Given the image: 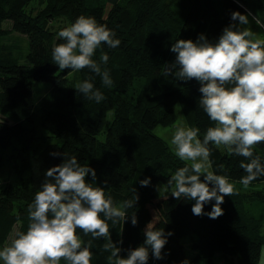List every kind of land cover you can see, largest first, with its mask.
Listing matches in <instances>:
<instances>
[{"label":"trees","instance_id":"obj_1","mask_svg":"<svg viewBox=\"0 0 264 264\" xmlns=\"http://www.w3.org/2000/svg\"><path fill=\"white\" fill-rule=\"evenodd\" d=\"M38 1V6H34L31 0H0V38L15 32L27 40L23 61L3 55L0 43V165L3 151L11 145L9 158L14 161L18 177L17 183L0 186V244L8 226L17 222V215L22 221L19 231H26L27 206L44 179V172L63 159L49 153L64 151L76 155L81 164L89 163L97 172L98 183L107 180L117 202L130 199L133 187L138 190V208L128 210L129 214L137 212L138 225L133 227L128 220L113 227L109 222L114 242L122 235L125 249L142 243V230L154 215L158 228L174 231L165 247V252L170 250L171 254L165 260L150 257L148 264H173L185 258L191 264H258L264 244V217L252 214L246 203L251 194L264 202V189L240 190L239 195L225 197L222 205L225 214L218 219L194 216L191 201H177L171 196L166 199V192L156 191L157 183L165 186L167 178L183 162L152 130L157 124L175 122L177 102L185 110L190 125L201 129V137L211 125L198 108L199 85L195 81L177 82L163 75L164 64L174 59L169 50L171 43L179 38L195 40L200 33L215 39L230 22L232 11H251L264 21V3L261 0ZM80 15L94 16L98 23L114 29L121 40L116 49L102 46L110 57L106 67L114 83L111 89L102 88L100 78L96 77V87H101L106 96L99 104L84 100L74 89L78 81L90 75L87 68L75 73L58 71L51 59L52 46L60 42L57 33ZM5 20L10 21V27H3ZM99 55L98 49L95 58ZM34 81L48 82L53 87L37 116ZM36 121L42 134L33 140ZM255 151L264 160V144ZM211 159L214 169L223 164L233 180L245 175L239 168L242 157L229 156L219 148L213 150ZM147 177L152 178L151 185L141 187L139 180ZM255 183L264 185V177L252 182ZM210 210L211 205H206L205 211ZM99 243L103 240L94 242L91 264H108L109 253H102Z\"/></svg>","mask_w":264,"mask_h":264},{"label":"clouds","instance_id":"obj_2","mask_svg":"<svg viewBox=\"0 0 264 264\" xmlns=\"http://www.w3.org/2000/svg\"><path fill=\"white\" fill-rule=\"evenodd\" d=\"M251 22L264 30V21L251 11H232L230 22L215 39L200 33L195 40L179 38L171 43L174 59L164 64V76L199 85L198 108L211 122L201 137L199 127L178 121L168 141L172 154L183 165L167 178L165 198L191 201V213L196 217L218 219L225 214V197L239 195L237 185L247 190L253 181L264 177V160L255 151L264 144V32L254 31ZM57 37L60 42L52 46L51 59L58 71L75 73L87 68L90 75L74 89L84 100L104 101L101 87L111 89L114 82L106 67L110 57L102 46L119 47L116 31L98 23L94 16L80 15L59 30ZM96 77L101 87H96ZM221 146L229 156L243 158L239 168L245 175L238 180L231 179L223 164L213 168V150ZM49 155L63 159L44 172L27 206L26 231H16L10 241L0 245L2 264H61L62 260L64 264H91L94 242L101 240L97 246L102 253H109L108 264H148L150 257L165 260L171 254L165 247L174 231L158 228L155 215L142 230L144 239L139 245L123 248L122 233L113 241L109 222L113 227L128 220L133 227L138 225L137 212H128L138 208L140 197L135 187L130 199L117 202L108 181L98 183L97 172L89 163L81 164L76 155L64 151ZM151 180L147 177L139 184L148 187ZM156 190L160 191L159 185ZM206 205H211L210 211H205ZM21 222L17 215V223ZM173 264L191 262L185 258ZM259 264H264V245Z\"/></svg>","mask_w":264,"mask_h":264},{"label":"rangeland","instance_id":"obj_3","mask_svg":"<svg viewBox=\"0 0 264 264\" xmlns=\"http://www.w3.org/2000/svg\"><path fill=\"white\" fill-rule=\"evenodd\" d=\"M30 4L34 6H38L39 1L31 0ZM28 9H30V7ZM250 21H251V17H250ZM3 27H10V21L5 20L3 22ZM251 27L256 32H264V30L258 28L254 22H251ZM262 38H264V33H262ZM0 40H1L0 43L3 46V55L7 57H11V56L17 57L20 61L24 60L23 57H24V51L27 46V40L23 35L12 32L10 35L0 38ZM52 92H53V87L48 82H44V81L33 82V96L35 101L36 116L40 113L41 105H43V103L50 97ZM174 108L176 112L175 122L172 124H157L152 130L156 135L162 137L165 140L168 147H169L168 141L171 138V132L176 122L182 120L187 125L192 126L189 123L185 110L182 108L179 102L175 104ZM110 116H111V111L108 114L109 118ZM35 127L36 128L34 131L36 136L33 137V140L39 138V136L42 134L40 128L37 127V121ZM11 147L12 146L10 145L7 149L3 151L4 152L3 163L0 165V181H2V183H0V186L6 184H12V183L14 184L18 182V177L14 170V161L11 158H9L10 152L13 151ZM9 148L10 150H8ZM220 149L226 150L223 148V146H221ZM158 185L160 186L159 192H165V186L161 182L157 183V186ZM237 187L240 188L242 186L237 185ZM252 189L255 190L264 189V185L260 183L251 184L247 190L241 188V191L250 192ZM247 199L248 201L246 205L247 208H249V211L254 215L264 217V202L258 200L255 197H252V194L248 196ZM20 226L21 224L20 223L18 224L17 222L13 223L10 227L8 226V228L6 229L4 240L0 245H3L5 241H10L14 237L15 232L19 231ZM0 264H2V262H0Z\"/></svg>","mask_w":264,"mask_h":264},{"label":"crops","instance_id":"obj_4","mask_svg":"<svg viewBox=\"0 0 264 264\" xmlns=\"http://www.w3.org/2000/svg\"><path fill=\"white\" fill-rule=\"evenodd\" d=\"M264 245V244H263ZM258 264H259V262H258Z\"/></svg>","mask_w":264,"mask_h":264}]
</instances>
